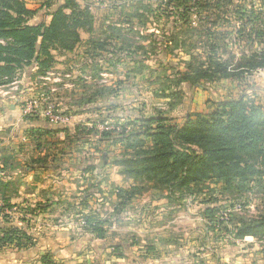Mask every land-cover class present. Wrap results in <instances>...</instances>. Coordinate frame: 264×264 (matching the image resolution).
<instances>
[{
	"label": "rangeland",
	"instance_id": "obj_1",
	"mask_svg": "<svg viewBox=\"0 0 264 264\" xmlns=\"http://www.w3.org/2000/svg\"><path fill=\"white\" fill-rule=\"evenodd\" d=\"M167 1L78 0L92 20L79 30L75 48L51 49L47 74L30 65L14 83L0 84V236L2 228L26 227L32 218L27 227L34 239L25 249L0 246V263L264 264V239H235L223 229L232 212L264 215V189L256 181L229 193L212 184L211 197H198L156 190L118 171L126 154L118 135L139 129L140 118L157 109L181 125L187 114L242 94L264 106V69L180 84V100L161 98L160 82L167 81H156L173 78L185 61L210 54L236 62L256 49L246 18L252 7L253 18L264 19V0H207L206 8L190 0L183 4L187 21L183 6L173 10ZM30 6L37 9L30 22L45 23L51 8L41 1ZM78 124L94 133H76ZM26 207L39 212L23 220ZM208 207L219 208L212 214ZM88 215L104 228L102 237L86 225Z\"/></svg>",
	"mask_w": 264,
	"mask_h": 264
},
{
	"label": "trees",
	"instance_id": "obj_2",
	"mask_svg": "<svg viewBox=\"0 0 264 264\" xmlns=\"http://www.w3.org/2000/svg\"><path fill=\"white\" fill-rule=\"evenodd\" d=\"M28 1L0 0V84L12 83L16 74L30 65L36 66L38 73H45L53 60L51 49L72 51L81 41L79 30L87 28L92 20L88 8L81 7L77 0H63L62 4L51 9L48 23L33 24L30 19L37 9L29 8ZM36 1H41L48 8L56 2ZM188 1L168 0L167 5L173 10L183 6L182 13L187 21L189 8L183 4ZM194 4L202 8L210 6L207 0ZM238 7L236 12L244 14L241 11L243 6ZM253 14L251 7L246 21L252 24L249 37L258 38L256 49L251 48L248 53H242L236 62L223 61L210 54L204 61H185L184 66L175 71L173 78L165 74L156 76V81H167L166 84L160 82L161 98H183L184 92L178 87L180 84L195 86L202 81L239 77L244 72L264 69V39L261 40L264 19L255 20ZM202 17L200 19L205 21L208 15ZM157 65L164 68L165 64L158 61ZM143 68L155 71L152 66L145 65ZM144 70L139 73L145 74ZM212 105H209L207 112L193 111L187 114L181 125L171 123V117L165 116L162 109H157L156 115L141 117L140 120L145 124L128 133L121 132L117 137L116 142H121L126 151L117 160L118 171L125 179L147 183L156 190H186L198 197L204 194L211 197L213 194L209 192L214 190L212 184L219 186L224 193L243 189L251 181H256L264 189V106L243 94ZM135 120L138 122V119ZM84 130L94 133L92 128L87 129L84 125L75 126L78 134ZM53 132L46 130L43 133ZM117 188L120 193L125 191L131 194L128 192L131 189ZM2 200L4 204H9L8 196ZM81 202V205L86 204V200ZM218 208L208 207L206 211L213 214ZM24 210L23 220L27 214L32 216L39 212L31 207ZM6 216V220H9V215ZM229 216V223L223 229L231 237L264 239V215L248 218L232 212ZM31 219H26V227L10 225L2 228L0 246L16 249L30 247L34 242L27 227ZM85 223L99 237L103 236L104 228L95 221V217L85 216ZM262 252L264 259V249Z\"/></svg>",
	"mask_w": 264,
	"mask_h": 264
},
{
	"label": "crops",
	"instance_id": "obj_3",
	"mask_svg": "<svg viewBox=\"0 0 264 264\" xmlns=\"http://www.w3.org/2000/svg\"><path fill=\"white\" fill-rule=\"evenodd\" d=\"M56 2H55V4H53L50 8L52 9V8H56L57 6H59L60 4H62L63 3V0H55ZM32 2H34V3H38V2H40V1H36V0H34V1H28V3H27V6L29 7V8H31V6H30V3H32ZM77 2H78V0H77ZM33 9H35V8H33ZM51 12V11H50ZM50 18H51V15L49 14L48 16H46V19H47V21L45 22V23H48L49 22V20H50ZM33 24H37V23H33ZM247 237H249V236H247ZM251 237V236H250ZM0 264H6V263H0Z\"/></svg>",
	"mask_w": 264,
	"mask_h": 264
},
{
	"label": "built area",
	"instance_id": "obj_4",
	"mask_svg": "<svg viewBox=\"0 0 264 264\" xmlns=\"http://www.w3.org/2000/svg\"><path fill=\"white\" fill-rule=\"evenodd\" d=\"M47 73H49V72H45V74H47ZM16 81V80H15ZM15 81H13L12 83H14ZM11 83V84H12ZM54 120H61V118H59L58 116H56V117H54Z\"/></svg>",
	"mask_w": 264,
	"mask_h": 264
}]
</instances>
